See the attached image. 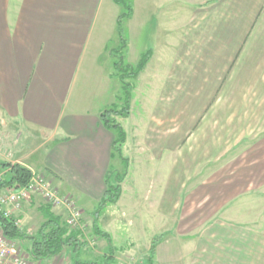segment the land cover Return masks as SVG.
Instances as JSON below:
<instances>
[{
	"label": "crops",
	"instance_id": "obj_1",
	"mask_svg": "<svg viewBox=\"0 0 264 264\" xmlns=\"http://www.w3.org/2000/svg\"><path fill=\"white\" fill-rule=\"evenodd\" d=\"M113 1L0 0V127L23 128L27 142L39 134L41 149L52 144L38 158L40 148L0 153V163L47 175L78 206L80 194L104 197L114 155L116 136L104 127L103 110L91 112L80 100L70 105L84 66L92 67L86 77L97 71L98 55L108 56L105 82L113 78V49L95 34ZM149 1L139 2L147 23L153 20L147 14L162 10ZM179 1L164 10L161 26L168 32L137 78L148 87L146 120L135 121L136 157L165 173L158 200L151 213L139 211L140 220L157 214L176 221L177 204L187 214L186 190L198 178L195 189L210 198L203 220L230 228L215 264H264V0ZM20 243L24 251L29 246ZM170 251L166 264L175 261Z\"/></svg>",
	"mask_w": 264,
	"mask_h": 264
},
{
	"label": "rangeland",
	"instance_id": "obj_2",
	"mask_svg": "<svg viewBox=\"0 0 264 264\" xmlns=\"http://www.w3.org/2000/svg\"><path fill=\"white\" fill-rule=\"evenodd\" d=\"M122 1L125 5L116 4L114 1L112 2L109 16L106 17V20L103 19L100 21L95 34L105 42L107 45L106 48H108L107 51L109 49H117L121 44L119 21L122 16V36L127 42L124 60L125 65L136 67L143 55L148 52H155V48L160 44L159 42L164 39V32L166 34L168 32L161 26V20L164 18V10H169L168 8H170L171 11L172 6L177 8V5L180 6L184 2L175 0L176 2L174 4L172 0H164L158 6L156 0H154V3L150 0V5L154 4V7H161L162 10L156 11L154 15L153 13L152 15L151 13L147 14L146 17L151 18V20L153 19L152 22L149 20V23H147L145 20H142L141 5L139 6L141 0ZM128 6L132 7L131 12ZM128 14H131V16L128 17ZM103 22L104 24H102ZM104 48L105 46L102 47L101 51ZM98 56L97 66L95 67L97 71H95L93 76H85L84 71L92 70V67L89 65L87 67L84 66L83 73L79 78L78 88L71 95L70 105L72 106L80 100L84 104L90 105L89 110L91 112L99 108L103 112L107 110L115 112L111 118L122 126L126 134V140L122 145V154L113 150L114 155L110 170L114 173L111 175L110 184L116 185V173L123 175V193L118 203L109 204L102 210L98 218L95 212L102 197L96 199L86 193L78 195L80 198L78 207L83 214L80 227L78 229L68 227L71 231H79L82 235L80 237V243L84 246L78 251L79 259L82 261H103L105 257L111 254L108 241L96 234L95 228H98L101 232H106L111 237L112 247L115 249L112 252V264H157V251H160L163 255L162 257L159 256V263L166 264V260L164 261V252L168 253L169 249L171 250V254L174 251V255L172 256L175 259L170 264H215L218 258V251L225 248L224 245L226 243L224 241L230 240V238H223V231L229 230L230 228L226 226L223 228L221 224L215 221L207 222L203 220L202 207L210 201V198H205L203 194H198L199 189H195V185L197 187L201 184L198 178L193 180L190 188L186 190V194H189L187 202L190 210L187 214H183L181 210L184 207L181 205L178 208L177 204L176 207L180 212H177L176 221H161V218L158 219L157 214L153 215L160 221L156 219L152 221L150 214H145L144 220H140L142 216H139V211L142 209L144 212L149 211L151 213L150 210H152L153 202L158 200L156 194L160 192V188L157 185L158 181L165 174L161 169L154 170L155 167L152 166L151 159L147 161L144 158L140 159L136 157V153L139 151L137 149L136 152V144L134 142V136L136 134L135 121L140 118L141 120H146L144 118L146 115H142V111L144 112L142 96L144 95L145 87H148L147 81L141 80L140 83L137 80L138 77L135 80L125 78V83H130L133 91L131 92L130 115L128 118H122L118 113L122 110L125 111V89L118 77L115 76L114 63H112V68H109V72L113 73V78H111L110 84L105 82L106 80H104L101 74L103 72H105V75L108 73V64L106 62L108 56L106 54ZM149 76H151V73H149ZM82 89L83 91H81ZM82 95L84 98L79 99ZM149 96H151L150 93ZM140 123L142 122L140 121ZM37 135L36 139L31 138L27 142V134L23 128H5L1 126L0 153L7 155L22 148L26 153L28 151L30 154L37 152L40 148L39 153L35 154V158H38L40 153H49L48 151L52 149V144L48 143L41 149L43 142L38 138L42 139V137L39 134ZM6 144L8 145L5 146ZM142 162H146L148 166L146 167L144 165L145 163ZM144 167L146 168L144 169ZM39 175L44 174L39 173ZM45 177L48 182H52L47 175ZM194 196L197 197L195 198ZM206 199L208 200L206 201ZM30 204L31 206H29ZM41 206L43 204L31 201L24 208V229L30 231L29 235H35L46 222L43 211L40 209ZM54 214L60 217L67 225V215L63 210H54ZM141 226H144L145 229H142ZM164 229L166 230L164 231ZM146 236L149 239L148 242H146ZM153 242H155L156 249L154 256L151 258ZM19 246L23 249L26 245H22L19 242ZM146 248L148 249L147 251ZM71 252V249L66 247L62 254L57 257L59 262L62 264H71ZM229 256H231L230 253ZM221 264L224 263L222 262Z\"/></svg>",
	"mask_w": 264,
	"mask_h": 264
},
{
	"label": "trees",
	"instance_id": "obj_3",
	"mask_svg": "<svg viewBox=\"0 0 264 264\" xmlns=\"http://www.w3.org/2000/svg\"><path fill=\"white\" fill-rule=\"evenodd\" d=\"M116 4H124L122 0H114ZM130 12L132 7L128 6ZM132 14V13H131ZM131 14L127 16L130 17ZM121 16L119 25V33L121 36V44L117 49L110 51V55L113 59V67L115 69V76L118 77L120 83L125 89V111L118 113L122 118H128L130 113V102H131V92L133 87L130 83H125L126 79L135 80L145 69L147 63L149 62L152 53L148 52L143 55L140 62L136 67L131 65H125V51L127 49V42L123 38V30L121 27ZM114 111L107 110L101 115V121L105 128L110 131L116 132V139L113 144V150L122 154L121 149L123 142L126 140V134L123 131L121 125L115 122L111 118ZM128 163V162H127ZM0 171H6L2 182L0 183V192L6 188H23L29 184L33 177L32 171L19 165L11 163H0ZM113 171H109L105 177L106 191L105 195L100 201V204L95 212L96 217L100 216L102 210H104L109 204H116L122 197L123 189V175L116 173V185L110 184V178L112 177ZM46 218V222L40 227L35 235H28L15 226V221L13 219H7L0 213V227L5 234V236L13 241L23 242L27 241L29 246L25 249L26 253L32 260L37 261H51L58 257L66 247L71 249L72 259L71 264H112L113 257L112 252L115 249L112 247V241L109 234L101 232L98 228H95V232L98 236L105 238L110 246L111 254L105 257L103 261H82L79 259L78 251L84 246L80 242V237H82L79 231H71L66 225V223L58 216L54 214L51 207L43 205L40 208ZM156 249L155 242H153L151 249V258L154 256Z\"/></svg>",
	"mask_w": 264,
	"mask_h": 264
},
{
	"label": "built area",
	"instance_id": "obj_4",
	"mask_svg": "<svg viewBox=\"0 0 264 264\" xmlns=\"http://www.w3.org/2000/svg\"><path fill=\"white\" fill-rule=\"evenodd\" d=\"M6 171H0V183ZM34 199L54 210H63L67 215V225L80 227L82 212L70 197H63L43 176L33 174L29 184L23 188H6L0 192V213L5 218L13 219L15 226L22 229L21 214L25 206ZM19 246V242L8 239L0 227V264H62L56 257L51 261L32 260Z\"/></svg>",
	"mask_w": 264,
	"mask_h": 264
}]
</instances>
